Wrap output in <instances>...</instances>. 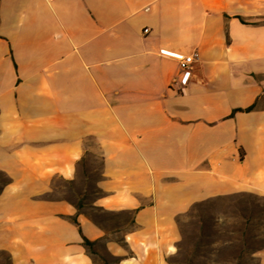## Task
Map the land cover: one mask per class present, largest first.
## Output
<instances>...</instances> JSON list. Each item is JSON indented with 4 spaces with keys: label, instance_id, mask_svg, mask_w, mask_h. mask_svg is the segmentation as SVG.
<instances>
[{
    "label": "crops",
    "instance_id": "obj_1",
    "mask_svg": "<svg viewBox=\"0 0 264 264\" xmlns=\"http://www.w3.org/2000/svg\"><path fill=\"white\" fill-rule=\"evenodd\" d=\"M193 52L178 93L179 57ZM89 156L92 205L126 219L51 197ZM236 193L264 197V0H0L10 264H95L84 237L115 264H170L178 218Z\"/></svg>",
    "mask_w": 264,
    "mask_h": 264
},
{
    "label": "rangeland",
    "instance_id": "obj_2",
    "mask_svg": "<svg viewBox=\"0 0 264 264\" xmlns=\"http://www.w3.org/2000/svg\"><path fill=\"white\" fill-rule=\"evenodd\" d=\"M99 166L98 158L87 157L77 180L74 183L59 180L51 197H65L75 201L80 204L83 212L97 219L110 221L121 216L126 219L129 216L127 213L114 214L92 205L94 198L99 194L95 187L99 177ZM208 209L212 212L194 211L192 213L196 216L179 217L180 231L184 232L186 237L184 236L183 239L181 234L178 244L182 243L183 248L179 250L177 247V253L168 260L176 264H261L259 252L264 249V197L250 193L230 194L224 199L215 200ZM199 214H203L206 227L204 230L195 229L194 235L190 222L196 221ZM210 225L222 232L243 227L245 231L244 233L240 230L227 233L221 236L222 239L219 242H212L213 236L207 235ZM228 236H234V238ZM241 248L243 249L241 257L234 259ZM90 253L95 259V264H103L102 256L110 259L109 264H115L102 245L96 246ZM0 264H10L9 256L4 252H0Z\"/></svg>",
    "mask_w": 264,
    "mask_h": 264
},
{
    "label": "trees",
    "instance_id": "obj_3",
    "mask_svg": "<svg viewBox=\"0 0 264 264\" xmlns=\"http://www.w3.org/2000/svg\"><path fill=\"white\" fill-rule=\"evenodd\" d=\"M249 109V107L247 108V110ZM71 183V182H70ZM95 187H96V185H95ZM96 189H97V187H96ZM97 191L99 192V190L97 189ZM226 196H229V195H222V196H217V197H212V198H209V199H207V200H205V201H202V202H197V203H194L193 205H192V207H191V209H189V211L187 212V213H185L184 215L185 216H196V215H194L192 212H194V211H201V212H203V211H208V213H211L212 212V210L211 209H208V207H210L212 204H213V202L215 201V200H221V199H224V198H226ZM67 199V198H66ZM68 201H70L71 203H73L76 207H77V209L78 210H81L80 208V204H78V203H76L75 201H72V200H70V199H67ZM203 210V211H202ZM198 219L196 220V221H191L190 222V225H191V227H192V230H193V234L195 235L196 234V232H194V230L195 229H198V230H204V228L206 227V224H205V220H204V216H203V214H199L198 215ZM73 220L74 221H76V219L73 217ZM178 223H179V218H178ZM208 229H209V233L207 234L208 236H213V239L214 240H212V242H219L220 241V239H222L221 238V236L222 235H227V233H232V232H235V231H238V230H240V231H242V233H244V229H245V227H243V228H240V229H238V230H234V229H227V230H224L223 232L220 230V229H215V228H213V227H211V225L210 226H208ZM197 231V230H196ZM224 233V234H223ZM181 234H182V236H183V239H184V236L186 237V235L184 234V232L182 233L181 232ZM204 235V234H203ZM228 237H232V238H234V236H228ZM225 239H228V238H225ZM182 242V241H181ZM84 243H85V245L87 246V248H88V250H89V252H92V250H94L95 249V244H96V242H94V241H91V240H89V239H87V238H85L84 237ZM210 243H211V241H210ZM177 247L179 248V250H181V248H183V245H182V243H179V244H177ZM242 252H243V249L241 248L240 250H239V252H238V254L236 255V256H234V259H239L240 257H241V254H242ZM187 253L190 255V252H188L187 251ZM115 263L118 261V259L117 258H115V257H113V256H111V255H108ZM188 257V256H187ZM102 259H103V264H109L110 263V259L108 258V257H106V256H102ZM93 260H94V263H95V259L93 258ZM188 261H189V259H187ZM169 261V263L170 264H176V263H174V261H170V260H168Z\"/></svg>",
    "mask_w": 264,
    "mask_h": 264
},
{
    "label": "built area",
    "instance_id": "obj_4",
    "mask_svg": "<svg viewBox=\"0 0 264 264\" xmlns=\"http://www.w3.org/2000/svg\"><path fill=\"white\" fill-rule=\"evenodd\" d=\"M144 32H149V28H145ZM199 54L197 52L181 54L179 57L180 72L171 81V89L178 93L183 92L186 85L189 83L194 65L199 60Z\"/></svg>",
    "mask_w": 264,
    "mask_h": 264
}]
</instances>
